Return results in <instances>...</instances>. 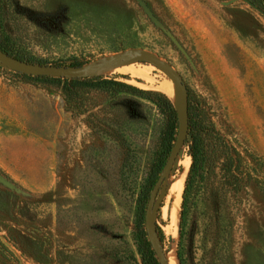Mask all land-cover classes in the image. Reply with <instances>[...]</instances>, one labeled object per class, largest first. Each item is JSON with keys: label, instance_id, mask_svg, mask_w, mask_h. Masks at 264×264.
Wrapping results in <instances>:
<instances>
[{"label": "rangeland", "instance_id": "374dc122", "mask_svg": "<svg viewBox=\"0 0 264 264\" xmlns=\"http://www.w3.org/2000/svg\"><path fill=\"white\" fill-rule=\"evenodd\" d=\"M12 1L28 17L22 47L45 65L153 54L171 67L187 86L192 118L258 167V181H243L219 205L191 207L184 264H264V13L247 0ZM130 66L149 69L152 80ZM99 75L163 94L162 82L176 85L149 59ZM87 97V106H73L0 64V264H142L137 200L166 116L131 95ZM188 158L183 149L148 224L165 257L179 249L183 193L176 213L172 186Z\"/></svg>", "mask_w": 264, "mask_h": 264}, {"label": "trees", "instance_id": "16d2710c", "mask_svg": "<svg viewBox=\"0 0 264 264\" xmlns=\"http://www.w3.org/2000/svg\"><path fill=\"white\" fill-rule=\"evenodd\" d=\"M247 1L264 13V0ZM27 18L12 0H0V52L13 59L45 65L46 62L34 60L21 45V37L28 22ZM84 64L86 63L77 59L68 63H52L58 67ZM13 73L57 89L73 106H87L86 102L90 100L87 95L93 92L114 98L126 94L153 103L166 116V126L162 132L160 147L150 165L137 200L136 210V241L141 262L142 264H161L145 227L146 210L151 192L164 170L178 134V115L173 101L163 93L140 89L118 80L117 77L97 75L67 78L32 76L16 71ZM189 118L190 129L184 149H187L192 163L182 195L180 242L177 252L180 264H184L181 255L182 244L186 236L190 234L188 215L191 213V207H196L200 201L217 206L237 191L243 181L253 179L258 181L255 177L258 175V167L244 164L236 148L230 146L219 131L202 120H194L190 109ZM262 191L264 192V188ZM159 235L162 239V235Z\"/></svg>", "mask_w": 264, "mask_h": 264}, {"label": "water", "instance_id": "95a60500", "mask_svg": "<svg viewBox=\"0 0 264 264\" xmlns=\"http://www.w3.org/2000/svg\"><path fill=\"white\" fill-rule=\"evenodd\" d=\"M148 59L155 61L169 74V76L176 83L181 93L180 102L176 108L177 115H178V122H179L177 138L170 152V155L166 162L164 170L161 173L160 178L158 179L154 189L151 192L147 210H146L147 231L153 233L155 237V242L157 244L159 252L161 253V258L158 257L160 263L167 264L166 257L162 253V248H161L158 236L156 233L152 232L148 228V224H149L152 210L156 203L159 188L162 185L165 177L172 171V168L174 167L178 156L180 155L182 150L185 148L186 140L189 134V129H190L189 92H188L187 86L183 83L182 79L171 69V67H169L159 57L153 54H143L141 56L134 57L130 60L120 62L118 64L102 65L100 63H95V64H85L82 66L58 67L54 65H42V64L30 63V62L22 61L18 59H13L0 52V64L5 66L6 68H9L12 71H16L22 74L32 75V76H51V77H67V78L97 76L99 74H104L109 71H112L116 68L127 66L132 63H139L142 60H148Z\"/></svg>", "mask_w": 264, "mask_h": 264}, {"label": "bare ground", "instance_id": "6f19581e", "mask_svg": "<svg viewBox=\"0 0 264 264\" xmlns=\"http://www.w3.org/2000/svg\"><path fill=\"white\" fill-rule=\"evenodd\" d=\"M125 70H128V72L132 73L134 76H140L142 78H148L149 77V69H140V68H135L133 66H130L128 68H125ZM152 80V79H151ZM159 87V90L163 91L165 94L169 96V98L173 101L176 102V105L179 104L180 98H181V93L178 87L170 82V81H165L162 82ZM182 155V154H181ZM188 162L184 163L183 169L181 170L179 176L177 177L174 185L172 186V190L174 192V203H175V212L179 210L180 207V201H181V195L183 193V183L185 181V178L187 176L189 166H190V158H188ZM180 161V160H179ZM181 163V162H180ZM179 222V216L176 218V220L173 222L178 225ZM174 227V226H173ZM166 262L167 264H179L176 250L173 247L169 249V251L166 253Z\"/></svg>", "mask_w": 264, "mask_h": 264}]
</instances>
